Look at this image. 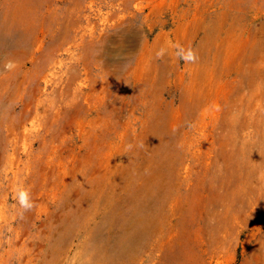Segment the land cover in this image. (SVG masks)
Wrapping results in <instances>:
<instances>
[{
	"label": "rangeland",
	"instance_id": "374dc122",
	"mask_svg": "<svg viewBox=\"0 0 264 264\" xmlns=\"http://www.w3.org/2000/svg\"><path fill=\"white\" fill-rule=\"evenodd\" d=\"M0 30V264H264V0H0Z\"/></svg>",
	"mask_w": 264,
	"mask_h": 264
},
{
	"label": "clouds",
	"instance_id": "9594fccd",
	"mask_svg": "<svg viewBox=\"0 0 264 264\" xmlns=\"http://www.w3.org/2000/svg\"><path fill=\"white\" fill-rule=\"evenodd\" d=\"M175 49V56L178 59L183 60L185 63H196L198 60V55L194 49L191 47L185 48L184 46L180 45L179 43H176L174 45H171ZM167 49L164 47H161L156 52V58L160 59L163 58V56L166 54ZM6 69H11L14 67V64L12 61H9L4 65ZM132 145H128L127 148L131 149ZM19 204L20 207L24 210H29L32 207V203L30 202L29 194L25 190H21L19 192Z\"/></svg>",
	"mask_w": 264,
	"mask_h": 264
},
{
	"label": "bare ground",
	"instance_id": "6f19581e",
	"mask_svg": "<svg viewBox=\"0 0 264 264\" xmlns=\"http://www.w3.org/2000/svg\"><path fill=\"white\" fill-rule=\"evenodd\" d=\"M38 40V39H37ZM10 37L7 33L3 32L2 30H0V66H3V61H5L6 59H12L13 55L10 51L11 47H10ZM37 41H33L32 44L36 43ZM110 58V56H108ZM106 59V58H105ZM107 62V61H105ZM106 65H108V63H106ZM105 67V65H104ZM108 67V66H107ZM106 67V68H107ZM75 99V98H74ZM74 101V100H72ZM83 106V105H82ZM84 122V121H83ZM82 121L79 122V125L83 124ZM119 181V180H118ZM147 222V220H146ZM141 223V222H140ZM145 223V222H144ZM144 226V225H142ZM144 228V227H143ZM135 231V230H134ZM138 231V230H137Z\"/></svg>",
	"mask_w": 264,
	"mask_h": 264
}]
</instances>
